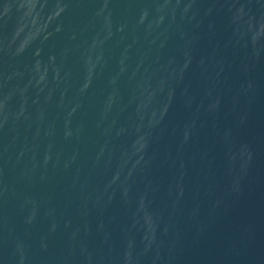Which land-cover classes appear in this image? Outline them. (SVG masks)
Masks as SVG:
<instances>
[{
  "label": "water",
  "instance_id": "95a60500",
  "mask_svg": "<svg viewBox=\"0 0 264 264\" xmlns=\"http://www.w3.org/2000/svg\"><path fill=\"white\" fill-rule=\"evenodd\" d=\"M0 264H264V0H0Z\"/></svg>",
  "mask_w": 264,
  "mask_h": 264
}]
</instances>
